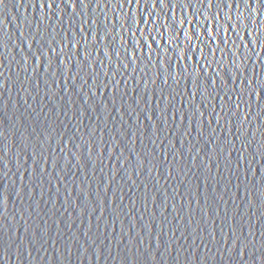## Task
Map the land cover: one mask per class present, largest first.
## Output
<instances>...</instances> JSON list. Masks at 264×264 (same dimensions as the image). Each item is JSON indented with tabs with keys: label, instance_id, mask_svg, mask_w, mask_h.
Segmentation results:
<instances>
[{
	"label": "water",
	"instance_id": "1",
	"mask_svg": "<svg viewBox=\"0 0 264 264\" xmlns=\"http://www.w3.org/2000/svg\"><path fill=\"white\" fill-rule=\"evenodd\" d=\"M0 264H264V0H3Z\"/></svg>",
	"mask_w": 264,
	"mask_h": 264
},
{
	"label": "snow or ice",
	"instance_id": "2",
	"mask_svg": "<svg viewBox=\"0 0 264 264\" xmlns=\"http://www.w3.org/2000/svg\"><path fill=\"white\" fill-rule=\"evenodd\" d=\"M0 3H3V0H0Z\"/></svg>",
	"mask_w": 264,
	"mask_h": 264
}]
</instances>
